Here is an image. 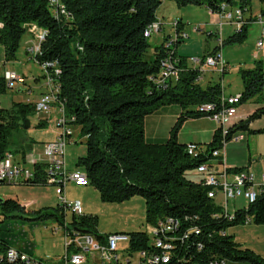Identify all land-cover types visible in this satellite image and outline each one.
Wrapping results in <instances>:
<instances>
[{"label":"trees","instance_id":"16d2710c","mask_svg":"<svg viewBox=\"0 0 264 264\" xmlns=\"http://www.w3.org/2000/svg\"><path fill=\"white\" fill-rule=\"evenodd\" d=\"M163 1L58 0L65 15L61 16L49 0H0V22L4 24L0 43L6 58L12 59L17 56L28 25L36 24L47 31L40 63L58 61L62 70L57 76L61 87L59 97L65 102L67 113L75 116L80 136L86 138L87 151L77 166L85 170L89 184L99 190L104 202L121 203L142 196L146 199L147 224L155 225L167 218L178 220L180 227L175 232L178 235L175 243L179 244L178 264H211L215 257L264 264L260 255L241 248L227 232L228 228L242 224L245 214H238L234 220L218 216L221 210L209 198V187L202 183L201 177L196 181L187 177L188 171L209 160L207 155L211 151L221 148L223 135L217 130L206 157L192 158L187 144L178 142V133L186 119L203 116L196 110L198 105L219 101L222 88L220 83L201 86L198 69L190 65L188 56L178 53V48L173 54L178 57V80L167 89L157 88L152 78L159 74L166 53L163 45H159L149 58L151 45L145 33L159 21L157 11ZM170 1L179 7L203 6L213 13H220L223 4L230 8L239 6L247 23L239 32L228 36L224 45L243 44L248 38L249 22L254 16L250 12L252 0ZM260 1L263 11L264 0ZM239 74L244 87L241 102L255 99L262 106L238 126H233L227 140L236 128L250 129L252 121L264 115L262 62H257L254 68L240 69ZM5 89L0 77V92ZM171 104H179L184 113L172 127L168 141L148 142L144 129L146 117ZM32 111L33 104L18 102L11 110L0 109V118L9 115L10 127L19 128L20 121L28 119ZM5 126L0 124L2 150L9 148L3 139L8 132ZM21 203L11 196L0 201L1 245L17 244L6 221L9 213L22 209ZM60 211L59 204L45 211L40 209L38 213L43 215L39 218L56 216L59 219ZM248 213L255 214L256 223H264V197ZM73 216L71 227L97 232L95 219ZM197 226L200 230L190 231L184 242L177 238ZM129 234L135 249L148 246L147 230Z\"/></svg>","mask_w":264,"mask_h":264},{"label":"built area","instance_id":"2783aa9c","mask_svg":"<svg viewBox=\"0 0 264 264\" xmlns=\"http://www.w3.org/2000/svg\"><path fill=\"white\" fill-rule=\"evenodd\" d=\"M49 2L56 8L58 15H64L55 0H49ZM218 14L220 30L225 24H231L235 27L234 32H239L247 23L245 14L239 6L230 8L223 4ZM249 23H257L261 26L262 31L257 46L262 49L264 47V9L254 15ZM170 25L172 33L162 44L166 56L161 61L159 74L152 78L157 88L161 89H167L170 83L173 84L178 80L179 70L176 67L178 57H173V54L182 40L189 37L181 28L179 20H174ZM3 27L4 24L0 22V30ZM162 30L163 24L158 21L149 26L145 35L148 37L154 34L158 35ZM28 32L34 37L33 43L26 47L29 59L38 63L45 70L46 90L37 101L32 103L34 112L37 116L45 114L47 121L51 118L55 119L56 137L52 141L42 143L40 150L34 143H32V152L27 151L24 147V162L17 160L11 147L5 148V150L0 147V184H44L55 185L59 188L58 204L61 209L60 215L64 219V250L57 261L48 263L34 257L24 247L5 246L0 243V264H178L179 244L175 243V237L178 236L175 232L179 230L180 222L173 218L160 220L157 224L148 226V246L138 249L133 247L132 236L129 233L113 232L105 235L104 238H98V234L83 233L78 228L71 227V223L67 220V213L71 211L75 216H83L82 203L79 200H69L66 188L69 183L79 187L89 185V179L84 170L67 168V146L79 141L75 132V126L78 125L75 124V116L67 113L65 102L59 97L61 87L57 82V76L62 73V70L58 61L40 63L39 60L47 31L36 24H30ZM219 41L217 47L209 54L188 56L187 61L200 73V81L207 71L215 70L223 75L226 70L227 63L223 55L224 40L220 37ZM1 77L5 82V88L14 89L25 86L29 93L32 92L31 88L26 86L28 77L24 74L6 70ZM241 98L240 93L227 96L222 92L218 102L198 105L196 110L218 124L217 130H221L223 135L222 146L207 155L208 149L206 150L198 143L191 142L187 144V151L192 157H206V155L209 157L207 162L198 165L196 173L200 175L202 183L209 187V198L220 207L221 213L218 216L234 220L237 219L238 214H245L242 223L251 224L255 220V214L248 212L264 197V172L259 177L249 171L238 170L232 173L229 172L225 163L223 164L224 168L220 169L213 161V158L222 156L229 142L227 136L233 127L232 123L238 113ZM242 139H244L243 134L233 133L230 137V140L233 141ZM29 163L33 165V169L28 168L27 164ZM41 178L43 179L39 182ZM239 198H244L243 204L238 203ZM192 230H200V228L198 226L190 228L183 236L177 238L184 242ZM59 231V228H55L56 233ZM199 248L202 249L201 243ZM211 264H227V260L215 257Z\"/></svg>","mask_w":264,"mask_h":264},{"label":"rangeland","instance_id":"374dc122","mask_svg":"<svg viewBox=\"0 0 264 264\" xmlns=\"http://www.w3.org/2000/svg\"><path fill=\"white\" fill-rule=\"evenodd\" d=\"M263 3L260 0H252V12L254 15L258 14L261 10ZM186 8V9H183ZM184 11V22L186 24L185 32L189 35L182 43L179 44V52L186 56H199L207 53L213 47L220 43V28L211 24V17L208 9L203 6L188 5L181 8ZM249 14V13H248ZM166 15V25L171 28L170 23L174 20V13L171 7H161L158 9V17ZM180 21V20H179ZM181 22V21H180ZM182 24V23H181ZM201 30L196 31V28ZM182 28V27H181ZM233 27L229 25L223 26L222 39H226L229 33L232 32ZM258 30V25L253 23L249 28V37H252ZM210 31L215 34L210 35ZM34 41V37L28 32L24 35L21 47L17 52V56L12 59L6 58L3 45L0 43V77L6 70H14L20 74L28 77L27 87L31 88L32 92L29 93L25 86H19L11 89L6 88L5 91L0 92V109L11 110L13 105L18 102H25L32 104L35 102V95L45 88V70L35 61L29 59L26 52V46ZM151 45L148 51V57L151 58L153 50L159 46L158 37L156 34L149 37ZM249 43V42H248ZM162 44V43H161ZM160 44V45H161ZM243 45V44H242ZM245 45L239 44H226L223 46V54L225 57H230L232 63L238 61L244 56V52L251 49V45L245 48ZM8 59V60H7ZM225 59V58H224ZM5 62V64H3ZM211 74L213 77L211 82H208ZM228 80L233 81V76L226 74L223 80L224 85L227 87ZM201 86L207 84L212 85L215 83L222 84V79L218 73L204 74V78L199 81ZM31 126L28 129L24 128V120L20 121L21 126L12 128L9 125L11 118L5 115V119L0 118V124H5L8 130L5 141L13 150L17 160L24 162V145L26 142L36 144L39 149L43 141H48L54 138L53 130H55V119L51 118L46 120L47 116L42 114L37 116L36 112L28 116ZM43 121L44 125H38ZM1 132V131H0ZM75 132L78 135L79 141L74 144H69L66 150L67 168L70 170H83L77 166V161L80 157L84 156L87 151L86 138L80 137V127L75 126ZM28 168L33 169L31 163L27 164ZM85 171V170H84ZM187 177L191 180H198L200 175L196 170L187 172ZM41 182V181H39ZM73 183L69 184L67 189V197L69 200H79L83 204L85 213L83 216H88L96 220L97 235H107L111 232L130 233L138 230H148L146 221V199L142 196H134L121 203L104 202L101 199L99 190L93 185L89 184L86 187H75ZM55 185H17V184H0V198L6 196L16 197L22 202V209L15 210L9 213L10 217L7 218L6 225L11 228L17 238L16 246L27 248L34 257L42 259L48 263H52L59 259L63 254V223L64 219L60 214L56 216L39 218L41 215L38 210L45 211L47 208L56 207L59 203L58 194H56ZM239 204L244 203V198L238 199ZM26 205V206H25ZM61 213V211H60ZM73 213H67V220L72 223ZM38 218V219H37ZM55 228H59L58 233ZM231 234L234 241L239 243L243 249H251L264 259V223H256L253 221L251 224H239L227 229ZM14 245V244H13ZM227 264H249L247 261H232L227 259Z\"/></svg>","mask_w":264,"mask_h":264},{"label":"crops","instance_id":"0c3cea01","mask_svg":"<svg viewBox=\"0 0 264 264\" xmlns=\"http://www.w3.org/2000/svg\"><path fill=\"white\" fill-rule=\"evenodd\" d=\"M167 5H169V7L172 8L173 13H174V18H177L181 21L182 23L181 27L185 31L186 24L183 18L185 15H184V11L181 9L182 7H179L178 4H176V2L174 1L164 0L162 5L159 7V9L161 7H166ZM262 8L263 7H261V9ZM183 9H186V8H183ZM208 12L211 17V24H214L215 26H217L219 19H220L219 14L213 13L210 10H208ZM252 15L254 14L252 13ZM157 17H158V11H157ZM158 20L161 21V23L163 24L162 32L157 35L159 45H160L161 43L164 44L165 39L172 33V28L168 30L169 24L166 25L165 23L167 20L166 15L158 17ZM252 24L253 23H251L248 27V37H249V28ZM227 25L233 27L232 32L227 35V36H230L231 34L234 33L235 27L231 24H227ZM257 25H258L257 32L253 34L252 37L250 35L249 40L248 41L246 40L243 43V45H245V48H247L248 45H251V49H249L248 51H245L244 56L241 59H239L238 61H234L235 59H233L231 63L230 57L228 58V55H227V58H226L225 55L223 54L225 58L224 60L227 63L226 70L223 73V75L220 74L218 71L210 70V73L220 74L221 79H222V84H221L222 92L227 96L235 95L239 93L241 94L244 90L243 82L239 74L240 69L254 68L256 67L257 62L259 61H261L264 66V47L262 49H259L257 46V41L261 35L262 28L259 24ZM199 30L201 29L196 28V31H199ZM222 32L224 34L223 27H222V30H220L221 37H222ZM212 34H215V32L210 31V35ZM217 45H215L211 51L204 53L203 55L211 53L217 47ZM243 45L239 44V47ZM25 46L27 47V45ZM177 51L180 55L186 56L185 54H182L179 52V48L177 49ZM226 74L232 75L233 81H234V83H232L231 80H228L227 87L223 83V80ZM212 78H214L213 74H211V77L208 82H211ZM208 85L209 84H207L206 86ZM44 92H45V88L41 90L38 94H36L35 101H37L39 97L41 96V94ZM263 97H264V91H263ZM260 106H262V104L258 103L255 99H250L249 101L243 102V103L241 102V104L239 105L238 113L232 125L238 126L241 121L248 118ZM183 113H184V110L179 104H171V105L160 108L153 114L146 117L145 123H144L146 140L150 143L167 142L170 137L172 127L174 126V124L177 122V120ZM218 128H219L218 124L207 116H201L197 118H188L185 120L184 124L182 125V128L180 129L178 133L177 140L181 144H188L191 142H195V143L200 144L203 148L207 150L209 149L208 145L213 141L214 135ZM250 130H257V132L253 133ZM53 131H54L53 134L55 138L56 128ZM234 134H243L244 139L239 140V141L229 140L222 156L218 158H213V161L217 163V166L220 169L224 168L223 164L225 163L229 172L234 173L238 170L239 171H249V172H254L256 176L259 177L260 174L264 172V115L261 118H258L252 121V123L250 124V129H238L237 130L236 128ZM54 138L48 141H52L54 140ZM48 141H43L42 143L48 142ZM38 150H40V148ZM69 184L66 188V192L69 187ZM74 186L79 187V186H76L75 184ZM58 192H59V188H56V194H58ZM82 212L84 214H87V212L85 213L84 211L83 204H82Z\"/></svg>","mask_w":264,"mask_h":264},{"label":"water","instance_id":"95a60500","mask_svg":"<svg viewBox=\"0 0 264 264\" xmlns=\"http://www.w3.org/2000/svg\"><path fill=\"white\" fill-rule=\"evenodd\" d=\"M30 126H31V122H30V120H29V119L24 120V128H25V129H28ZM24 147H25L26 150L29 151V152H32V150H33V144L30 143V142H26L25 145H24ZM0 201H2V198H0ZM79 231H81V232H83V233H93V232H91L90 230H87V229H86V230H81V229H79ZM97 237L100 238L99 235H97Z\"/></svg>","mask_w":264,"mask_h":264},{"label":"bare ground","instance_id":"6f19581e","mask_svg":"<svg viewBox=\"0 0 264 264\" xmlns=\"http://www.w3.org/2000/svg\"><path fill=\"white\" fill-rule=\"evenodd\" d=\"M58 0H55V2H57ZM58 3V2H57ZM203 116H206V115H204V114H202ZM208 117V116H207ZM214 121V120H213ZM215 122V121H214ZM191 156V155H190ZM192 157V156H191ZM192 158H194V157H192ZM210 165H212V163H209Z\"/></svg>","mask_w":264,"mask_h":264}]
</instances>
